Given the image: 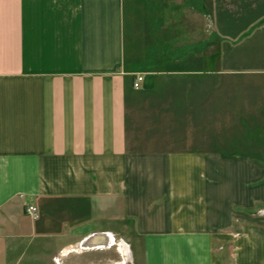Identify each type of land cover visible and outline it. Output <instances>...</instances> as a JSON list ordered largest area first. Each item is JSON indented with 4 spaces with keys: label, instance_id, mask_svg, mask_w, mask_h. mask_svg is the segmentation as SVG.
I'll use <instances>...</instances> for the list:
<instances>
[{
    "label": "crops",
    "instance_id": "obj_1",
    "mask_svg": "<svg viewBox=\"0 0 264 264\" xmlns=\"http://www.w3.org/2000/svg\"><path fill=\"white\" fill-rule=\"evenodd\" d=\"M210 23L264 0H0V264H264V161L179 132Z\"/></svg>",
    "mask_w": 264,
    "mask_h": 264
},
{
    "label": "rangeland",
    "instance_id": "obj_2",
    "mask_svg": "<svg viewBox=\"0 0 264 264\" xmlns=\"http://www.w3.org/2000/svg\"><path fill=\"white\" fill-rule=\"evenodd\" d=\"M262 27V24L226 25L220 35L231 37L228 41L221 38L217 26L210 23L209 79L203 83L209 85L208 90H204L206 96L209 93L208 100L195 88L193 105L184 106L187 112L183 110L191 120L187 124L178 122L180 133L193 132L194 148H206L205 151L220 152L226 157H252L264 161V33L248 41L253 31ZM87 239L67 248V259L74 254L72 252L89 250ZM113 239L112 248L107 249L114 250L112 257L103 256L99 261L131 262L130 249L117 238ZM43 261V257L34 260L35 264ZM51 264H58L57 256L51 259Z\"/></svg>",
    "mask_w": 264,
    "mask_h": 264
},
{
    "label": "built area",
    "instance_id": "obj_3",
    "mask_svg": "<svg viewBox=\"0 0 264 264\" xmlns=\"http://www.w3.org/2000/svg\"><path fill=\"white\" fill-rule=\"evenodd\" d=\"M142 77L141 76H137L135 79V82L133 84V88L135 90H137L140 87V84L142 82ZM25 213L27 216L30 217V219L34 222L37 221L39 219V214H38V210L36 207L34 206H27L25 209Z\"/></svg>",
    "mask_w": 264,
    "mask_h": 264
},
{
    "label": "bare ground",
    "instance_id": "obj_4",
    "mask_svg": "<svg viewBox=\"0 0 264 264\" xmlns=\"http://www.w3.org/2000/svg\"><path fill=\"white\" fill-rule=\"evenodd\" d=\"M127 252V250H125V253ZM130 255H129V253H128V255H127V257H129ZM130 259V258H129ZM130 261H131V259H130Z\"/></svg>",
    "mask_w": 264,
    "mask_h": 264
}]
</instances>
